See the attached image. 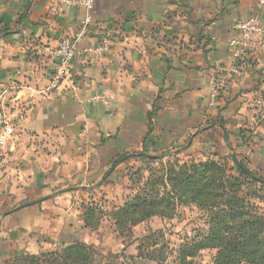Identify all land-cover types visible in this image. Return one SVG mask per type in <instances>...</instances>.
Masks as SVG:
<instances>
[{"label":"crops","instance_id":"0c3cea01","mask_svg":"<svg viewBox=\"0 0 264 264\" xmlns=\"http://www.w3.org/2000/svg\"><path fill=\"white\" fill-rule=\"evenodd\" d=\"M252 16L264 24L258 0H0V106L14 125L0 150V262L86 229L78 199L109 193L121 157L244 155L264 174V53L233 71L228 48ZM78 33L72 76L48 90L59 41Z\"/></svg>","mask_w":264,"mask_h":264},{"label":"trees","instance_id":"16d2710c","mask_svg":"<svg viewBox=\"0 0 264 264\" xmlns=\"http://www.w3.org/2000/svg\"><path fill=\"white\" fill-rule=\"evenodd\" d=\"M229 164L208 159L170 167L167 182L171 191L166 194L156 189L159 182L161 186L167 183L164 179L155 182L153 191L145 189L118 207L114 214L117 225L130 220L127 218L142 222L153 215L169 216L178 203L194 204L208 213L209 231L180 246L178 264H194V257L208 248L218 249L214 264H264V210L250 200L260 198L256 191L244 193L250 181L264 185V177L249 168L247 156L233 158L232 166ZM94 209H88L86 227H91L88 220L94 218ZM96 258L93 245L74 241L39 254L24 252L0 264H96Z\"/></svg>","mask_w":264,"mask_h":264},{"label":"rangeland","instance_id":"374dc122","mask_svg":"<svg viewBox=\"0 0 264 264\" xmlns=\"http://www.w3.org/2000/svg\"><path fill=\"white\" fill-rule=\"evenodd\" d=\"M262 95L259 107H256L257 103H255L254 108L259 110L256 113L264 115V93ZM261 120L264 118L257 117L256 114L254 121L261 122ZM186 162L191 163L194 160L178 155L159 157L140 155L126 158L119 168L118 181L110 183L114 184V188L108 189L109 193L97 190L78 199L74 217L77 219L79 217L87 230L76 227L65 230L62 232V240L56 236L51 246H43L42 250L41 246L40 250L47 252L59 249L64 245L63 241L65 244L81 241L96 248V264H178L177 255L180 246L191 242L192 239L199 240L208 234V213L205 210L194 204L178 203L169 216L153 215L142 222H137L134 218H127L130 220L124 218L123 221H126L119 225L116 223V218L114 219V214L118 207L133 199L135 195L143 194V190L153 191L155 182L163 179L167 182V171L170 167L177 169L178 165ZM227 163L231 164L229 167L232 166L231 162ZM249 168L264 177V174L260 173L252 163ZM250 183L251 185L245 187L244 193H248L251 189L252 192L256 191L260 198L250 200L255 205H259L263 211L264 185L253 181ZM156 189L167 194L172 188L168 182L164 186L159 182L156 184ZM89 207L95 208L94 218L88 220L91 227H86L85 216ZM37 233L40 240H43L47 234L44 231ZM35 247L37 250V245ZM40 250L35 254L41 253ZM24 252L27 251L21 250L15 255ZM217 253L218 249H203L194 257V264H214Z\"/></svg>","mask_w":264,"mask_h":264},{"label":"built area","instance_id":"2783aa9c","mask_svg":"<svg viewBox=\"0 0 264 264\" xmlns=\"http://www.w3.org/2000/svg\"><path fill=\"white\" fill-rule=\"evenodd\" d=\"M62 11H70L75 6H83L88 11L94 6L95 0H54ZM264 4V0H258ZM82 34L62 38L54 53L58 63L52 73L48 90L56 88L72 76L73 62L78 55V44ZM228 48L233 60V71H242L264 53V24L257 17H248L236 23L235 33L229 39ZM222 81H216L211 87L210 108L217 104ZM14 135V125L5 107L0 106V150Z\"/></svg>","mask_w":264,"mask_h":264}]
</instances>
